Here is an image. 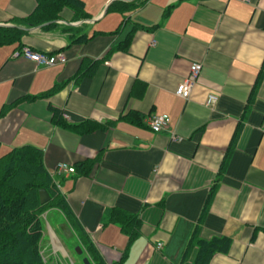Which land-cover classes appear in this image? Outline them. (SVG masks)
Instances as JSON below:
<instances>
[{"label": "crops", "instance_id": "1", "mask_svg": "<svg viewBox=\"0 0 264 264\" xmlns=\"http://www.w3.org/2000/svg\"><path fill=\"white\" fill-rule=\"evenodd\" d=\"M82 1L85 14L65 6L28 27L16 21L39 0H0V26L25 31L21 45L0 46V110L18 101L0 118V150L36 145L51 173L95 160L87 174L64 177L62 193L106 264H183L195 230L231 239L209 264H264V0ZM113 2L136 5L109 11ZM22 45L68 62L38 67L14 57ZM193 62L203 68L184 99L175 90ZM50 105L70 122L116 123L79 135L53 123ZM155 115L169 116V127L154 132ZM115 210L140 216L132 244L109 222Z\"/></svg>", "mask_w": 264, "mask_h": 264}, {"label": "trees", "instance_id": "2", "mask_svg": "<svg viewBox=\"0 0 264 264\" xmlns=\"http://www.w3.org/2000/svg\"><path fill=\"white\" fill-rule=\"evenodd\" d=\"M135 5V3L113 2L109 11L119 9L123 12L131 11ZM65 6H71L77 12L84 13L82 0H39L37 10L30 17L18 19L16 22L18 25L28 27L51 22L58 19L59 13ZM170 9L171 7L168 11ZM24 33L25 31L18 27L0 26V46L14 43L21 45ZM23 47L24 45L16 51ZM56 90L58 86L47 94L30 99L48 97ZM16 102L5 104L0 110V118L4 117ZM50 110L53 114V123L79 135L106 130L116 123L113 120L100 123L93 119L74 123L66 119L63 109L50 105ZM94 164V159H87L76 164V169L80 173L87 174ZM59 182L62 183V180ZM41 189H46L51 197L45 204L40 200ZM51 209H56L63 215L64 222L78 240L82 257H88L92 264H106L95 243L79 223L66 195L56 185L52 173L46 167L44 150L33 144L13 147L0 156V264H49L42 254V240L43 215ZM111 221L120 225L128 235L130 244L141 236L142 221L138 214L115 210L110 213L109 222ZM103 224H106V220ZM230 245L231 239L227 236L204 239L195 230L184 251L182 263L186 264L189 256L195 252L192 264H209L216 253H228ZM127 254L128 249L123 253L122 260Z\"/></svg>", "mask_w": 264, "mask_h": 264}, {"label": "built area", "instance_id": "3", "mask_svg": "<svg viewBox=\"0 0 264 264\" xmlns=\"http://www.w3.org/2000/svg\"><path fill=\"white\" fill-rule=\"evenodd\" d=\"M250 2L251 0H244ZM15 57L30 60L34 62L38 67H51L58 64H65L68 62V57L60 52L57 54H48L44 52H38L30 47H25L20 51L16 52ZM203 65L201 63L193 62L190 66L189 76L178 84L176 88V94L182 98L189 99L192 89L196 84V81L201 73ZM217 102V97L215 95H210L207 99V106L213 107ZM170 118L166 115L159 116L155 115L150 118L149 124L153 131L160 132L169 126ZM180 140V139H179ZM76 169L74 166L68 163L61 162L58 163L54 171V177L60 178L65 177L69 174L75 173ZM59 185V184H58ZM161 246V244L159 245Z\"/></svg>", "mask_w": 264, "mask_h": 264}, {"label": "rangeland", "instance_id": "4", "mask_svg": "<svg viewBox=\"0 0 264 264\" xmlns=\"http://www.w3.org/2000/svg\"><path fill=\"white\" fill-rule=\"evenodd\" d=\"M7 153L6 151L0 150V156ZM64 217L62 214L58 213L56 210L49 211L43 217V224L46 227V230L43 229V240H42V254L44 259L49 264H84L83 257L77 251L78 240L75 236L70 235L69 237H63L61 233V227L59 228L58 224L64 222ZM66 224V222H64ZM51 226L57 233L58 237L62 240L64 245L68 249V255L65 256L63 252L57 248L56 245L51 241V234L48 226Z\"/></svg>", "mask_w": 264, "mask_h": 264}, {"label": "water", "instance_id": "5", "mask_svg": "<svg viewBox=\"0 0 264 264\" xmlns=\"http://www.w3.org/2000/svg\"><path fill=\"white\" fill-rule=\"evenodd\" d=\"M51 199L50 194L48 193V191L46 189H41L40 190V200L42 204L47 203L49 200ZM79 254H82V250H79V248L77 249ZM83 263L84 264H92V262L89 260L88 257H85L83 259Z\"/></svg>", "mask_w": 264, "mask_h": 264}]
</instances>
